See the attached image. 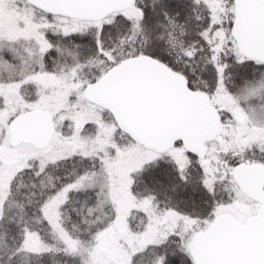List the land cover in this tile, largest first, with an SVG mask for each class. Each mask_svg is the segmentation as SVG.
<instances>
[{
    "label": "snow or ice",
    "instance_id": "1",
    "mask_svg": "<svg viewBox=\"0 0 264 264\" xmlns=\"http://www.w3.org/2000/svg\"><path fill=\"white\" fill-rule=\"evenodd\" d=\"M0 264H264V0H0Z\"/></svg>",
    "mask_w": 264,
    "mask_h": 264
}]
</instances>
